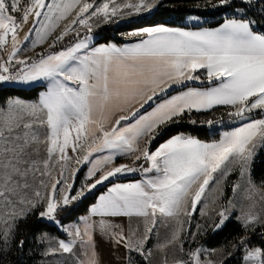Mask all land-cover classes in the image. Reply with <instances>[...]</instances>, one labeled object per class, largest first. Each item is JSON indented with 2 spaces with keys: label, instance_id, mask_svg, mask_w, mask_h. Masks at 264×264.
I'll return each mask as SVG.
<instances>
[{
  "label": "snow or ice",
  "instance_id": "snow-or-ice-1",
  "mask_svg": "<svg viewBox=\"0 0 264 264\" xmlns=\"http://www.w3.org/2000/svg\"><path fill=\"white\" fill-rule=\"evenodd\" d=\"M228 2L221 0L222 4ZM244 2L251 4L252 0ZM155 6L156 0H0V49L12 46L8 58L0 61V81L49 82L38 104L0 110V207L4 208L0 215L8 218L3 221L7 227L0 232V243L5 247L15 236L18 221L45 200L40 217L59 224L58 209L83 197L85 190L91 191L112 177L140 171L154 175L141 182L117 183L107 188L82 219V227L59 224L72 239L59 241V249L49 248L47 254L60 250L75 255L79 245L77 264H98L93 234L99 231L127 252H137L147 259L151 252L146 251L145 244L156 226L157 214L169 218L191 216L206 192L223 195L219 185L230 173V165H239L241 176L249 172L254 149L258 144L264 146V119H249L254 110H264V32L256 31L257 20L243 15L203 31L144 28L131 33L145 37L131 47L109 44L90 48V36L79 38L78 28L91 32L94 18L102 17L107 23L113 17L150 12ZM70 16L51 47L72 33L76 42L71 47L58 53L38 54V60L18 58L19 32L30 18L37 26L30 29L36 34L31 41L34 49ZM24 40L27 42L29 36ZM13 64L21 67L15 76L7 75ZM201 69L210 87H188L177 95L169 93L173 85L187 87V82L201 80L195 75ZM217 106L230 107L229 117L247 122L224 132L218 142L203 143L178 134L155 152L149 151L159 130L179 123L185 114L190 123L196 124L190 118L193 111H210ZM117 112L124 114L113 119ZM206 123L212 125L213 121ZM69 148L73 156L67 155ZM80 152L86 154L81 158ZM93 153L106 154L90 160ZM121 156L130 157L132 164L108 167ZM73 160L76 164H91L87 179L93 182L69 196L71 185L65 172ZM142 160L144 164L138 163ZM54 163L60 165L59 178L52 177ZM37 173L51 179L50 191L41 192L48 189L43 179L39 187L33 188L30 177L34 181ZM210 184L214 185L211 189ZM254 187L249 178V188ZM239 188V184L233 185V193ZM61 192L62 197L58 195ZM217 215L219 228L229 219L228 209L221 208ZM120 217L129 221L142 218L144 233L138 235V229L129 224L126 234L123 225L110 219ZM238 219L246 231L264 228V218L251 211ZM177 223L181 227L162 247L181 241L183 252L182 222ZM239 243L247 249L245 264H264L262 248L248 247L246 239ZM23 246L21 240L19 247ZM214 252L195 249L177 264H215L208 258Z\"/></svg>",
  "mask_w": 264,
  "mask_h": 264
},
{
  "label": "rangeland",
  "instance_id": "rangeland-1",
  "mask_svg": "<svg viewBox=\"0 0 264 264\" xmlns=\"http://www.w3.org/2000/svg\"><path fill=\"white\" fill-rule=\"evenodd\" d=\"M164 1L166 0H156V6L150 12L141 13L139 15H123V16L113 17L112 20H110L107 23L103 21L102 17L94 18L91 21L92 23L91 32H88L87 29L83 27L78 28V31L80 32L79 38L82 39L83 36H95L94 33H96L97 31L101 29H104L108 25H111L113 28H116L120 25L129 23V22H135L138 20L146 19L152 13L157 11L159 6H161L162 9L167 7V5L162 6V3H164ZM46 2H51V0H46ZM96 2L100 3V0H96ZM119 2H121V0H117V3ZM228 15L232 18H237V17L240 18L244 14L241 12L235 11ZM71 18L72 17L70 16L67 21L62 22L61 28H60L61 32L64 30V24H67L71 20ZM180 22L182 26L196 27V26L204 25L205 23L209 21L199 18L194 15H186L183 18V20ZM35 27L37 26L33 23L31 18L28 23L23 25L22 31L19 32L18 48L20 50L17 52V55L22 52H25L26 50H31V53H33L34 55L33 58H31V60H37L39 56L38 54L46 53L45 51H47V49L51 47L53 39L51 42H49L48 40L46 43L38 45V47H35L34 49H32L29 45H25L24 37L26 35L36 36L35 32H30V29H33ZM139 30L141 29L133 30L128 33L118 34L116 35V37L120 39L122 38L124 40H129V39L137 37V35H131V33L139 31ZM111 33H112V30H111ZM66 37H70V41L76 40V38L74 37V34L72 33L68 34L67 36H64V39ZM63 40L57 43H60ZM11 52H12L11 44L6 46L4 49H0V53L3 55L4 60L8 58ZM20 67H21L20 65L14 64L13 70L18 72ZM24 84H27V83H21L17 80H14L11 84H5V86L15 87V86H22ZM26 86H29V85H26ZM8 102H9V105H11L10 107L7 106ZM7 103L4 106H1L0 110L7 111L11 108L17 107V105H33L32 103L25 104L26 102H24L22 99H13V100L10 99L7 101ZM221 107H224L225 110L223 111L220 110L221 111L219 112L220 114H217L215 116L216 119L212 120L213 121L212 125L207 124L209 132L219 133L220 136H219L218 141L221 139L224 132L231 131L235 129L236 127L240 126L241 124L247 122V121L237 120L235 117H229L228 113L232 111V109L227 106H221ZM263 111L264 110H254L251 114H249V119H264ZM25 118L29 119L28 117H25ZM209 143H212V142H209ZM40 147H41V155L44 156L45 155L44 145L41 144ZM262 150H264V146H260L258 144L257 147L254 149V155L250 163L249 172H246L244 176H241L240 174L239 165L229 166L231 168L230 173L226 176L225 179L222 180V182L219 185V189L222 190L223 195H220L218 191L206 192L205 196L202 197L201 201L197 204L196 210L195 212H193L191 216L181 215L178 218H171V219L160 221V222L157 221L156 227L153 228L152 233L150 234V238L145 244L146 251H150L151 255L148 256L147 259H145L144 257L140 256L137 252H130V253L128 252V257H129L128 264H177V261L187 259V253L195 249L215 250L214 254H212L208 258L213 260L215 264H223L227 256L230 254V250L234 247V244L230 242L227 245H222L220 247L211 249V248H207L203 246L202 244H199V240H201L202 237L209 230L216 231L220 229L221 227H223L227 221L232 220V219L237 221L242 226V221L238 219V217H241L243 213L251 211L253 214H258L262 218H264V182L257 183L254 181V179H252V165L255 161V158L258 156V154ZM127 164H132V162H129ZM140 164H141V161H140ZM39 176L40 174L37 173L34 181L30 177V182L32 184L36 183ZM123 177L127 179H131L132 175H123ZM249 178L251 179L252 184L255 186L254 189L249 188ZM86 184H89V183L86 181H82L80 184H78L77 186L78 189L76 188L75 190H72V192L74 191L77 193L82 188H84ZM235 184H239L240 188L237 189L235 193H233V185ZM100 187L101 186H98L97 188L92 189L91 191L85 190V192L90 193ZM213 187H214L213 184L209 185L210 189ZM29 191L30 193H32L31 189ZM249 196L251 197V199L248 198ZM44 204H46V200ZM44 204L32 210L30 213H32L35 210H37L40 213L44 208ZM205 205H207V207H205ZM189 207H190V203H189ZM224 207L228 209L229 219L226 220L221 227L217 228V224L220 221V217L217 215V213L221 210V208H224ZM3 212H4V208L0 207V213H3ZM204 212H206L207 215L201 214ZM7 219H8L7 216L0 215V232H3L4 230H6L7 225L3 221ZM20 220H23V219H20ZM45 220L51 224H54L58 228L60 233L63 235V238L61 239L56 236H50L46 233H44L38 238L37 242H38V245L40 246V259H41L39 261V264H77V256H80L79 245H77V247L74 249L75 255L70 254V253H64L60 250H57L54 254H47L49 248L59 249V241L61 240L65 242H69V241L67 238H65V236H67V233H65L63 230L59 228V224L48 221L47 219ZM177 220L182 222V228H181L180 235L182 237V241L184 244L183 252L180 251V247H179L181 241H176V243L168 244V246L162 247V245H164L167 241L170 240L172 233L178 227H181V225L177 223ZM257 229H264V228H257ZM243 231H244L245 236H248V235L250 236V234H254L255 232L251 229L246 231L244 228H243ZM13 238H10V241L7 247H5L3 243H0V264L5 263L4 254L13 248L12 247ZM81 259H83V257H81ZM242 264H245L244 257L242 260Z\"/></svg>",
  "mask_w": 264,
  "mask_h": 264
},
{
  "label": "trees",
  "instance_id": "trees-1",
  "mask_svg": "<svg viewBox=\"0 0 264 264\" xmlns=\"http://www.w3.org/2000/svg\"><path fill=\"white\" fill-rule=\"evenodd\" d=\"M221 4V0H166L162 3V6L167 5V7L162 9V7L159 6L158 10L146 19L129 22L116 28L108 25L104 29L97 31L94 33L96 37L94 43H125L126 40L120 39L116 37V35L157 25L182 27L180 21H182L186 15H194L208 20L209 22L205 23V27L213 29L219 27L225 20L232 18L228 14L237 11V9H246L247 11L243 14L258 21L256 31L264 32V2H261V0H252L251 4L245 3L244 0H229L227 4ZM69 41L70 37H66L62 42L57 43L55 48L50 47L45 52L55 53L76 42V40ZM2 60H4V58L0 53V61ZM40 90L41 87L20 89L2 85L0 86V107L4 106L8 100L13 98L36 100ZM178 90V88L172 89L169 90V93L173 95L178 92ZM220 110L223 111L225 108L218 107L212 111L203 113L192 112L190 118L196 120V124L190 123L188 114H185V116L180 119L179 123L170 124L159 130L160 134L151 143L149 151L153 152L159 145L178 134L190 136L205 143L217 142L220 136L219 133L209 132L206 122L216 119L215 116L220 114ZM141 164H144V161H141ZM146 165L147 164L144 166ZM83 172V169L79 171L75 180L76 185L73 190L77 188L80 180L83 178ZM134 179L135 178H131V180ZM252 179L257 183L264 182V150L258 154L252 165ZM107 187L108 184L93 192L85 194L76 202L58 209L56 220L59 224L63 225L75 222L87 213L88 208L94 204L97 197L103 193ZM44 233L61 239L63 238V235L54 224L47 222L45 219H41L37 210L30 213L25 219L19 220L15 228L13 248L4 254V264H39L41 260L40 246L37 241ZM241 239H246L248 247H260L264 250V229H257L254 234L245 236L242 226L234 219L227 221L223 227L216 231L209 230L202 239L199 240V244L213 249L231 242L234 244V247L230 250V254L223 264H242L245 250L247 249L240 245L239 241ZM21 240L24 241V246L22 248L19 247V242Z\"/></svg>",
  "mask_w": 264,
  "mask_h": 264
},
{
  "label": "crops",
  "instance_id": "crops-1",
  "mask_svg": "<svg viewBox=\"0 0 264 264\" xmlns=\"http://www.w3.org/2000/svg\"><path fill=\"white\" fill-rule=\"evenodd\" d=\"M230 19H232V18H230ZM225 22H226V20L223 22V24ZM223 24H221V25H223ZM157 26H161V25H157ZM153 27H155V26H153ZM60 28H61V26L59 28H57L55 30V32H53L48 37V39L46 40V42L48 40H49V42H51L52 39L55 40L56 36H58L61 33V29ZM147 28H149V27H147ZM170 28H179V29H182L184 31H203V30H214V29H216V28L211 29V28L205 27V24L204 25H201V26H196V27L182 26V27H170ZM84 37L85 36H83V38ZM90 37H91L90 48L91 47L102 46V45H109V44L115 45L117 47H131V46H133V45H135L137 43H140L141 40L143 38H145V37L137 36L135 38L126 40L125 43H121V44H116V43L95 44L94 42H95L96 37L95 36H90ZM35 39H36V36H29V40L27 42H25V45H29L31 47V41H33ZM73 44H70L68 47H71ZM36 47H38V46H36ZM68 47H66V48H64V49H62L60 51H63L65 49H67ZM60 51H58V52H60ZM58 52H55V53H58ZM38 58H39V56H38ZM38 58H37V60H38ZM195 75L200 76L201 77V80H199V81H196V80L189 81V82H187V87L185 85H179V86L173 85L172 88H169L168 89V91L169 90H172V89L178 88L179 89L178 92H176L175 94H173V95H177L181 91H187L188 90V87H193V88H198V89H204V88H207V87H210L211 86V85L208 84L205 70L201 69V70L197 71L195 73ZM213 83L215 84V83H218V82L217 81H214ZM48 84H49L48 81H33V82H30V83L24 84L22 86H15V88L31 89V88H34V87H41V90H40L39 95H38V97H37L36 100H23L22 99L24 102H26L25 104L32 103L33 105H36V104L39 103L40 97L47 91ZM2 85H5V84H1L0 86H2ZM26 85H29V86H26ZM13 99H19V98H13ZM13 99H11V100H13ZM7 106H9V107L11 106V105H9V102L7 103ZM137 107H139V105H137ZM218 107H221V106H217L215 108H218ZM215 108H213V109H215ZM213 109H211L210 111H212ZM140 111L143 112V109H141ZM193 112H195V113H203V112H209V111H201V112L193 111ZM123 114L124 113L117 112L116 113V116L113 119L118 118L119 115H123ZM28 118L29 119H32L31 117H28ZM141 143L143 144V141ZM161 145H159L153 152H155ZM85 154H86V152H80L79 153V155L81 156V158ZM104 154H106V153H93L92 157H90V160H94L95 158H98V157H100V156H102ZM67 155L68 156H73V153L71 152V149L70 148L67 150ZM129 162H132V159L130 157L121 156V157H117L116 158L114 165H110L108 167H112V166L119 165V164H127ZM147 166L148 165H146L145 167H147ZM90 167H91V164L90 163H83L82 162L81 164H76L74 160L70 163V165L68 166V170L65 172V176L67 177V182H68L69 185H71V189L68 192V195L69 196L76 194V192L73 193L72 190H73V188H75V185H76L75 184V180H76V177H77V175H78V173H79L80 170L83 169V171H84L83 172V178L80 180V183L82 181H86L89 184L93 182L92 180H88L87 179V173H88ZM59 172H60V165L54 163L53 164L52 177L53 178H59ZM73 172H74V176H73ZM97 175H99V173ZM151 175H154V173H149L147 175L144 173V175H143L142 178H138V179H134V180L124 178L123 175H118L117 177H112L108 181H105L104 184L98 185V186L103 187V186H105V185L108 184V187L107 188H109V187H112L114 184H117V183H119V184H127V183L141 182L144 179H146L147 176H151ZM41 179L45 180L48 183V189L47 190L41 189V192L42 193H45L46 191H50V189H51V182L52 181L48 177H41V176H39L37 182L33 184V188L39 187V181ZM57 187L60 188L61 186L58 185ZM107 188L101 194H105L107 192ZM63 194H64L63 192L58 193V195L61 196V197H62ZM85 194H87V193L85 192ZM29 195H31L30 191H29ZM98 197L95 200L94 204H96L98 202ZM76 201L77 200H75V201H73L71 203H74ZM189 203H190V201H189ZM93 205H91L88 208V211H87V213L84 216L80 217L75 222L68 223V224H66L64 226L65 227H68V228H71L73 226L80 225L82 227L81 221H82V219L84 217H86V216L89 215L90 209H91V207ZM94 219H99V217H96ZM110 219H115V222L116 223H119V224L123 225L126 234L128 232L129 224H131V227L132 228H137L138 229V233H137L138 235L144 233L145 224H144L142 218L133 217L131 219V221H129V219L126 218V217L110 218ZM168 219H171V218L164 217V216H161V215L157 214V216H156V224H157V221L160 222V221H165V220H168ZM65 238H67L68 241H70L72 239L70 236H68V234H67V236H65ZM93 243H94V247H95V253H96V258H97L98 264H128L129 257H128V252L126 251V249L124 247H122V246L116 245L113 240L109 239L107 236L103 235L101 232L96 231L93 234Z\"/></svg>",
  "mask_w": 264,
  "mask_h": 264
},
{
  "label": "built area",
  "instance_id": "built-area-1",
  "mask_svg": "<svg viewBox=\"0 0 264 264\" xmlns=\"http://www.w3.org/2000/svg\"><path fill=\"white\" fill-rule=\"evenodd\" d=\"M18 58H33V53H31V50H26L25 52H22L20 54L17 55ZM14 68V64L10 67V72L7 74V75H11V76H15L17 74V71H14L13 70ZM14 80H6V81H0V85L1 84H11ZM124 175H132V178H142L144 173L143 172H140V171H137V172H133V173H127V174H124Z\"/></svg>",
  "mask_w": 264,
  "mask_h": 264
}]
</instances>
